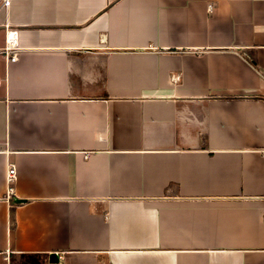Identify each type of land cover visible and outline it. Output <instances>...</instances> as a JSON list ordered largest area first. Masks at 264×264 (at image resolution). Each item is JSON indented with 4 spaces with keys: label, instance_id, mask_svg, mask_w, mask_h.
<instances>
[{
    "label": "crops",
    "instance_id": "1",
    "mask_svg": "<svg viewBox=\"0 0 264 264\" xmlns=\"http://www.w3.org/2000/svg\"><path fill=\"white\" fill-rule=\"evenodd\" d=\"M7 24L2 262L264 264V0H0V52Z\"/></svg>",
    "mask_w": 264,
    "mask_h": 264
},
{
    "label": "built area",
    "instance_id": "2",
    "mask_svg": "<svg viewBox=\"0 0 264 264\" xmlns=\"http://www.w3.org/2000/svg\"><path fill=\"white\" fill-rule=\"evenodd\" d=\"M11 0H3V4L5 6L10 5ZM18 32L16 29L10 28L7 24V37H6V45L2 49V53L5 54L6 58L15 61L18 57ZM264 154V150H263ZM17 176V168L13 162H9L8 171H7V181H8V191L7 197L8 199H12L14 195V182Z\"/></svg>",
    "mask_w": 264,
    "mask_h": 264
},
{
    "label": "water",
    "instance_id": "3",
    "mask_svg": "<svg viewBox=\"0 0 264 264\" xmlns=\"http://www.w3.org/2000/svg\"><path fill=\"white\" fill-rule=\"evenodd\" d=\"M15 201L16 202H21L23 200L20 199V198H17ZM50 257H51L52 261H58L59 260V255L57 253L52 252L50 254ZM0 264H6V263L2 262L1 259H0Z\"/></svg>",
    "mask_w": 264,
    "mask_h": 264
},
{
    "label": "bare ground",
    "instance_id": "4",
    "mask_svg": "<svg viewBox=\"0 0 264 264\" xmlns=\"http://www.w3.org/2000/svg\"><path fill=\"white\" fill-rule=\"evenodd\" d=\"M53 262H55V263H56L57 261H53Z\"/></svg>",
    "mask_w": 264,
    "mask_h": 264
},
{
    "label": "rangeland",
    "instance_id": "5",
    "mask_svg": "<svg viewBox=\"0 0 264 264\" xmlns=\"http://www.w3.org/2000/svg\"><path fill=\"white\" fill-rule=\"evenodd\" d=\"M0 53H2V50H1V52Z\"/></svg>",
    "mask_w": 264,
    "mask_h": 264
}]
</instances>
